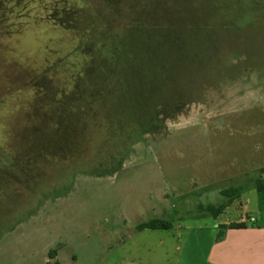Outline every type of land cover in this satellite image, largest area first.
I'll list each match as a JSON object with an SVG mask.
<instances>
[{"label":"rangeland","instance_id":"rangeland-1","mask_svg":"<svg viewBox=\"0 0 264 264\" xmlns=\"http://www.w3.org/2000/svg\"><path fill=\"white\" fill-rule=\"evenodd\" d=\"M262 168L264 0H0V264H201Z\"/></svg>","mask_w":264,"mask_h":264},{"label":"crops","instance_id":"crops-1","mask_svg":"<svg viewBox=\"0 0 264 264\" xmlns=\"http://www.w3.org/2000/svg\"><path fill=\"white\" fill-rule=\"evenodd\" d=\"M231 224L234 223L219 225L218 229ZM237 224H244L247 228L223 229L221 239L212 243L201 264H264V227L246 221Z\"/></svg>","mask_w":264,"mask_h":264},{"label":"trees","instance_id":"trees-1","mask_svg":"<svg viewBox=\"0 0 264 264\" xmlns=\"http://www.w3.org/2000/svg\"><path fill=\"white\" fill-rule=\"evenodd\" d=\"M237 20V19H236ZM232 21V31L233 30H241V29H244L245 27L243 26V25H240L237 21ZM186 53H188L187 55H185V58H186V61H188V60H190L191 59V55H189V53H190V51H187ZM144 54H146V52L144 53ZM143 54V55H144ZM149 63H151V57H149V60L146 62V67L144 68V71H143V74H145L149 69L147 68V65L149 64ZM175 64H177V63H175ZM162 65V68L163 69H165V66L163 65V64H161ZM176 66V65H175ZM174 65H169V67L171 68V67H174L176 70L175 71H177V70H179L180 68H179V66H177V68L175 67ZM150 68V67H149ZM182 70V69H181ZM180 71V70H179ZM166 72V71H165ZM188 73V72H187ZM187 73L185 74V76L187 75ZM150 74V73H149ZM182 74H183V72H181L180 71V73H179V75H180V77H179V79L182 77ZM146 75V74H145ZM147 76V82H149L150 81V75H146ZM142 77V76H141ZM161 77H163V76H161ZM144 78H142V80H143ZM164 79H168L171 83H173V82H176L177 80H174L173 78H172V73H167L166 72V74H165V76H164ZM145 80V79H144ZM125 86V85H124ZM122 87V89H123V91H122V95H123V100H124V102L125 103H123V107H121V109H122V113H123V116L124 117H127L128 119H132V116L134 115L135 117H136V120L138 119V118H140V119H144L143 117H141V115L138 113V111L135 109V101H136V97H135V95H134V90H133V94H131V96L130 97H128V96H126L125 94H127V89H126V87ZM150 88V87H149ZM149 88H144L145 90V93H152L151 92V90L152 89H149ZM83 92V91H82ZM116 93V92H115ZM114 93V94H115ZM111 94H113V93H111ZM110 94V95H111ZM107 95H109V93H107ZM82 96V95H81ZM81 98V97H80ZM180 100V99H179ZM75 101V100H74ZM75 102H78V99H77V101H75ZM161 106L162 105H158L157 107H158V112H157V115H159L160 113V110H163L162 108H161ZM78 110L75 106L73 107H70V115H72V113H74L73 111L74 110ZM92 109V108H91ZM91 109H88L89 111H91ZM66 112H68L69 111V107H67L66 108V110H65ZM128 111V112H127ZM92 112V111H91ZM132 112H133V114H132ZM132 115V116H131ZM131 118H130V117ZM95 118H96V114H95ZM145 120V119H144ZM131 121V120H130ZM140 131V130H139ZM141 132H142V130H141ZM39 145V143H34L32 146H31V149L32 150H34L37 146ZM253 183H254V189L256 190V192H257V194H258V198H259V213L261 214V216H263L264 217V168H262V169H260L259 170V175H258V177L257 178H255L254 179V181H253ZM241 191L242 190H240V189H230L229 191H226L225 193H224V195H227V196H229L230 198L231 197H234V196H237L239 193H241ZM226 208V205L224 204V205H220V206H218V207H212V206H209L208 208H206V211L208 212V213H210V214H212L213 216H218L219 214H221L223 211H224V209ZM253 226H257V227H259V226H262V227H264V225H262V224H260L259 222H257V223H255V224H253ZM170 228V226H169V224L168 223H166V222H164V221H161V220H154V221H152V222H149V223H146V224H141L139 227H138V230L139 231H144V230H167V229H169ZM244 228H247V226L246 225H244V224H237V223H234V224H231L230 226H228V227H223V229H244ZM222 229V230H223ZM218 239H221V233H220V235H219V237H218ZM50 258L52 259V260H55L56 258H57V252H52L51 254H50Z\"/></svg>","mask_w":264,"mask_h":264},{"label":"built area","instance_id":"built-area-1","mask_svg":"<svg viewBox=\"0 0 264 264\" xmlns=\"http://www.w3.org/2000/svg\"><path fill=\"white\" fill-rule=\"evenodd\" d=\"M252 221H254V219H252Z\"/></svg>","mask_w":264,"mask_h":264}]
</instances>
